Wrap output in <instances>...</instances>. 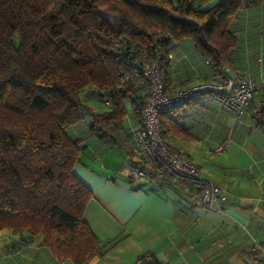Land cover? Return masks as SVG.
I'll list each match as a JSON object with an SVG mask.
<instances>
[{"label":"trees","instance_id":"obj_1","mask_svg":"<svg viewBox=\"0 0 264 264\" xmlns=\"http://www.w3.org/2000/svg\"><path fill=\"white\" fill-rule=\"evenodd\" d=\"M256 1L264 3L0 0V229L41 235L55 258L74 264L101 254L84 219L92 192L73 172L83 139L70 128L86 115V131L125 145L119 132L125 100L140 118L149 93L142 66L158 62L166 90L169 53L181 39L208 61L213 76L221 65L237 71L232 23ZM83 90L98 98L107 91L109 105L93 110ZM195 100L159 112L164 138L184 129L176 110ZM256 117L264 124V102ZM136 264L163 263L146 253Z\"/></svg>","mask_w":264,"mask_h":264},{"label":"crops","instance_id":"obj_2","mask_svg":"<svg viewBox=\"0 0 264 264\" xmlns=\"http://www.w3.org/2000/svg\"><path fill=\"white\" fill-rule=\"evenodd\" d=\"M169 57L167 94L178 87L216 80L186 38L175 43ZM239 63L258 77L257 60ZM228 69L231 75L240 74L238 68ZM257 83L241 115H234L204 92L176 110L184 129L165 135L166 142L194 162L209 182L228 192V199L214 208L196 202L195 192L187 191L194 203L184 198L183 187L170 177L144 178L137 184L115 178L116 168L137 162L130 151L132 133L122 145L117 139H99L85 125L80 127L76 135L82 137L84 149L73 172L92 192L84 219L101 247V254L82 264H136L146 253L163 264H264V124L256 121L257 108L264 102V84L260 79ZM125 107L133 132L141 125V117L134 115L130 105L125 103ZM222 141L226 148L217 152ZM114 146L124 156L112 166L108 153ZM40 241L41 235L0 229V264H74L55 258Z\"/></svg>","mask_w":264,"mask_h":264},{"label":"built area","instance_id":"obj_3","mask_svg":"<svg viewBox=\"0 0 264 264\" xmlns=\"http://www.w3.org/2000/svg\"><path fill=\"white\" fill-rule=\"evenodd\" d=\"M208 63L207 60H205ZM260 67L258 77L249 73L229 75V69L221 65V73L215 81H200L184 87H179L171 94H166L159 63L146 62L141 68L148 81L149 93L144 101L141 125L132 132L133 141L130 151L136 163H124L116 171L115 178H123L132 184L139 183L144 178L170 177L185 184L182 195L194 203V197L187 191L195 192V201L206 208H214L215 203H223L228 199V192L209 182L199 171L197 165L170 146L162 136L158 114L180 106L190 99H196L204 92H209L211 99L234 115H241L255 95L260 79L264 84V56L257 57ZM100 100L109 105V95L103 91ZM226 148V141L220 142L217 152ZM264 255V250H261Z\"/></svg>","mask_w":264,"mask_h":264},{"label":"rangeland","instance_id":"obj_4","mask_svg":"<svg viewBox=\"0 0 264 264\" xmlns=\"http://www.w3.org/2000/svg\"><path fill=\"white\" fill-rule=\"evenodd\" d=\"M198 1L199 0H196V2ZM211 4L212 3H210L209 5ZM232 28L234 29L238 37V47L232 53L235 66L237 63L236 67L238 68L240 73H248L249 71L247 70V67H241V63L239 62L248 58L255 64L259 55L262 54V56H264V4L256 1L249 9L243 10L233 21ZM229 75L231 76L230 73ZM85 90H83V92L81 93V97L83 102L87 106L97 111L106 109V105L101 102L100 98H98L96 94L90 93L88 95H84ZM125 103L129 106L128 99L125 100ZM88 121V116L85 115L81 119L79 124L70 129V132H72L73 135L79 134L78 131L80 127H82V125H86ZM129 123V116L126 115L122 126L120 127V129H122L120 130V132L123 139L129 138L128 136H131L132 126H130ZM108 154L112 156V160L109 161V164H111L112 166L120 164L124 156L123 150L115 146ZM104 160L108 161L107 159ZM117 169L118 168L114 170L112 175H115V171Z\"/></svg>","mask_w":264,"mask_h":264}]
</instances>
